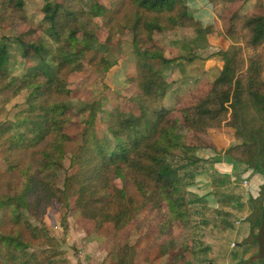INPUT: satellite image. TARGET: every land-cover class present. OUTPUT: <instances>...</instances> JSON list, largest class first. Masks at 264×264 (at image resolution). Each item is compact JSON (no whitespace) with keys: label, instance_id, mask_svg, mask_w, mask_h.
Instances as JSON below:
<instances>
[{"label":"trees","instance_id":"obj_1","mask_svg":"<svg viewBox=\"0 0 264 264\" xmlns=\"http://www.w3.org/2000/svg\"><path fill=\"white\" fill-rule=\"evenodd\" d=\"M107 1L106 6L92 9L84 7L81 0L46 2L43 22L57 47L42 38L30 43L16 39L25 57L33 52L46 63L45 68L12 75V38L4 36L0 41V94L4 102L29 91L13 118L0 122V159L6 166L0 172V261L4 264H68L66 259L60 260L57 240L43 220L50 208L68 206L71 199L85 220L100 223L114 238L141 213L154 209L160 222L148 244L156 254L151 261L168 256L167 264H196L189 255L192 249L171 248L169 242L179 238L176 227L192 224L194 231L215 228L206 214L211 208L207 195L192 191L199 185L198 177L216 172L208 168L207 158L199 156L211 149L203 146L201 136L223 127L232 129L242 143L230 147L223 157L234 166L264 176V57L259 53L264 47V0H257L254 11L247 15L236 12L225 30L234 41L246 36L253 56L247 63L242 49L236 47L215 81L202 84L195 93H200L199 98L177 109L180 118H169L171 110L165 107L150 115L143 110L136 115L124 106L106 109L98 101L87 106L83 130L72 136L67 128L74 77L83 71V63L106 72L112 66L110 54L98 38L102 28L111 38L127 33L139 38L134 48L133 81L147 103L164 97L167 82L163 69L177 61L166 56L156 36L195 29L197 41H204L203 36L213 34L212 27L203 28L186 0ZM208 1L214 5L218 0ZM26 6V0H0V26L7 21L16 27L25 24ZM79 36L84 37L78 41ZM204 43L205 47L208 43ZM196 58L194 53L190 60ZM98 121L108 125L106 131L98 129ZM244 126L259 132L263 142H247ZM211 159L221 160L222 155L213 153ZM68 161L72 172L65 176L62 173ZM256 200L258 206L250 197L259 208L258 214L243 221L230 251L234 264H257V259L264 264V240L259 239L264 189ZM197 233L193 235L202 248ZM223 248L230 250L226 240L216 249ZM202 249L212 252L213 246L207 244ZM136 254L134 246L124 245L113 261L135 264ZM224 261L217 257L209 262Z\"/></svg>","mask_w":264,"mask_h":264},{"label":"rangeland","instance_id":"obj_2","mask_svg":"<svg viewBox=\"0 0 264 264\" xmlns=\"http://www.w3.org/2000/svg\"><path fill=\"white\" fill-rule=\"evenodd\" d=\"M47 1L26 0L28 20L25 24L16 27L7 21L0 26V41L4 36L12 38L9 41L10 71L14 76H22L35 67L45 68L46 66V63L38 59L33 52L25 57L24 48L18 44L16 39L19 38L26 43H30L42 38L53 44L55 48L57 47L47 35V26L43 22L42 10ZM186 1L193 9V13L199 22L203 24V28L212 27L213 34L203 36L204 41H197L195 29H176L156 36L160 45L166 49V56L177 61L163 69V75L167 82L166 94L153 103H147L139 96L137 83L133 81L136 77L134 48L139 38L130 33L111 38L104 28L98 32L100 42L104 45V49H107L105 52L110 54L109 62L112 66L106 72L91 64L83 63V71L74 77L76 85L71 102L70 123L67 128L70 135L79 136L87 118V106L98 101L106 109L124 106L125 109H131L136 115H140L142 110L150 115L152 111L165 107L171 110L169 118H180L181 114L177 109H182L199 98L197 96L200 93H195L200 90L202 84L215 81L224 63L234 55L236 47L242 49L243 56L248 63L254 52L248 47L246 36H240V40L234 41L226 36L225 30L229 26V19L236 12L243 16L253 12L257 0H218L214 5L210 4L208 0ZM81 3L84 7L92 9L97 6H106L108 1L81 0ZM97 21L101 24L99 19ZM83 37L79 36L77 40L80 41ZM204 42L208 43L205 47ZM196 45L199 47L194 48ZM194 53H197V58L190 60ZM259 53L264 57V47L259 50ZM47 63L51 62L48 61ZM28 94L29 91L26 90L7 103L4 102L0 94V122L11 120L15 112L19 111L25 104ZM97 127L101 131H106L108 125L98 121ZM243 133L247 142H252L254 139L263 142L259 132H254L246 126L243 127ZM201 143L204 147L211 148L199 154L200 157L209 160L207 163L209 168V165H214L211 160L213 153L221 154L222 159H224L225 152L233 145L242 143V140L235 138V132L232 129L223 127L202 135ZM5 169L6 166L0 159V172L5 171ZM71 172L70 162L68 161L66 170L62 174L67 176ZM208 173L198 177L197 184L199 183V185L194 188L191 186L186 188H192V191L199 196L207 195L211 208L206 211V214L215 228L209 226L194 231L192 224H188L184 228L176 227L175 233L179 238L176 241L169 242V246L171 248L187 246L192 249L189 255L196 264H210L209 261L217 257L222 260L225 259L224 262L219 264H234L230 251L234 249V244L238 240L243 221L251 216L246 214L247 208L250 207L249 214L252 215L258 214L259 211L257 206L260 202L255 199L254 202L257 206H254L250 201L252 196L248 194L249 191L246 188L251 185L250 183L255 182V178L251 174L246 181H238L237 178L230 180V172L226 170L221 174L218 171ZM233 174L236 175L234 171ZM260 176L262 181L258 191L259 194L264 189V176ZM215 178H217L216 181L211 184L212 179ZM244 182L246 183L245 187H243ZM117 184L120 185V182L118 181ZM215 184L223 186V191L217 192ZM244 198L247 199V202L250 201L248 205H246ZM74 203L75 199H71L68 206L59 204L55 208H50L44 215L45 225L51 236L57 240L55 247H57V252L60 254V260L66 259L68 264H116L113 260L118 250L124 245H131L137 249L135 264H167L168 256L160 257L152 262L151 259L156 254L148 249V244L152 242L157 234V227L160 222L158 212L154 209L148 208L141 213L131 225L114 238L101 229L100 223L85 220L81 216V212L74 208ZM253 208L252 213L251 209ZM194 232H198L197 238H201L202 248L207 244L211 245L213 246L212 252L203 251L200 244L196 242ZM222 240L229 243L230 250L227 251L223 248L219 251L216 249ZM105 258L108 261L107 259L104 260ZM260 263L261 259H257V264ZM0 264H4V260L0 261Z\"/></svg>","mask_w":264,"mask_h":264},{"label":"crops","instance_id":"obj_3","mask_svg":"<svg viewBox=\"0 0 264 264\" xmlns=\"http://www.w3.org/2000/svg\"><path fill=\"white\" fill-rule=\"evenodd\" d=\"M211 160H212V162H214V165L213 166L209 165V167L215 171H218L220 174H221V172L222 173L225 172V170L229 171L230 172V175H229L230 180H235V178H237V179H239L238 181H246L248 179L249 175L252 174L253 178H255V182L250 183L251 185L249 187H246V188L248 189L247 191H249L248 194L250 196H252V198L254 200L259 197L260 194L258 193V191L260 190L259 187H260L261 181H262L261 176L259 174H255L252 170L246 169V167H240L239 165L234 166L233 164H230L226 158L218 160V161L213 160V159H211ZM233 171L236 175L233 174ZM245 184L246 183L244 182L243 187H245ZM222 187L223 186H220V185L217 186L215 184V189L217 192H222L223 191ZM255 194H257V195H255ZM244 201H245L246 205H248L250 202V201L247 202L246 198H244ZM249 208L250 207L247 208L246 214L250 216L251 214H249ZM251 210L253 213L254 208ZM106 259L107 258H105L104 260H106ZM104 260H103V263H104ZM107 261H108V259H107ZM107 263H109V262H107Z\"/></svg>","mask_w":264,"mask_h":264},{"label":"water","instance_id":"obj_4","mask_svg":"<svg viewBox=\"0 0 264 264\" xmlns=\"http://www.w3.org/2000/svg\"><path fill=\"white\" fill-rule=\"evenodd\" d=\"M259 239L261 241L264 240V207H263L262 215H261V227L259 229Z\"/></svg>","mask_w":264,"mask_h":264}]
</instances>
